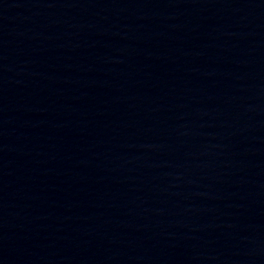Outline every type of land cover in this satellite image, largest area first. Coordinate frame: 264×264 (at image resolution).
<instances>
[{
    "label": "water",
    "instance_id": "1",
    "mask_svg": "<svg viewBox=\"0 0 264 264\" xmlns=\"http://www.w3.org/2000/svg\"><path fill=\"white\" fill-rule=\"evenodd\" d=\"M0 264H264V0H0Z\"/></svg>",
    "mask_w": 264,
    "mask_h": 264
}]
</instances>
